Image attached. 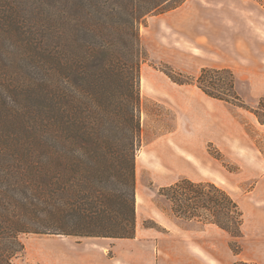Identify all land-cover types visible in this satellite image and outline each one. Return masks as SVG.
Listing matches in <instances>:
<instances>
[{
	"label": "trees",
	"instance_id": "1",
	"mask_svg": "<svg viewBox=\"0 0 264 264\" xmlns=\"http://www.w3.org/2000/svg\"><path fill=\"white\" fill-rule=\"evenodd\" d=\"M184 1L30 0L23 7L20 0H0L8 13L0 57L10 61L0 92V264H13L25 250V234L135 237L146 60L139 26ZM22 53L34 64L14 59ZM19 66L33 71L28 80L20 74L18 84ZM166 73L247 108L264 124V97L247 106L230 68L204 67L196 77ZM24 87L30 95L22 101ZM160 193L180 218L243 236L240 204L217 184L183 178Z\"/></svg>",
	"mask_w": 264,
	"mask_h": 264
},
{
	"label": "rangeland",
	"instance_id": "2",
	"mask_svg": "<svg viewBox=\"0 0 264 264\" xmlns=\"http://www.w3.org/2000/svg\"><path fill=\"white\" fill-rule=\"evenodd\" d=\"M26 1L30 0H20L23 7ZM7 14L0 5V34ZM139 33L146 60L140 76L142 145L135 159L136 231L151 228L161 235L166 249L157 248L152 239L160 257L154 264H193L187 254L195 264L242 260L264 264V198L256 191L264 158H245L256 152L244 148L252 144L248 134L259 145V134L249 120L251 111L208 97L196 84H178L166 73L196 77L204 67H228L236 78L239 72L256 76L259 51L264 49V0H185L175 9L148 15ZM3 45L5 39L0 41ZM18 57L34 64L25 53L14 59ZM8 63L0 57V92L7 83L3 66ZM19 68L13 72L18 84L20 74L28 75V80L33 71ZM245 83L241 95L247 106H255L261 97H247L250 89ZM19 94L22 101L30 95L25 87ZM183 178L210 181L227 190L243 211V236L236 238L216 225L177 216L160 189ZM151 238L144 235L143 240ZM22 240L25 250L13 264H49L54 255L58 264L60 247L67 251L70 241L78 244L89 238L31 233ZM50 250L57 251L51 256Z\"/></svg>",
	"mask_w": 264,
	"mask_h": 264
},
{
	"label": "crops",
	"instance_id": "3",
	"mask_svg": "<svg viewBox=\"0 0 264 264\" xmlns=\"http://www.w3.org/2000/svg\"><path fill=\"white\" fill-rule=\"evenodd\" d=\"M255 75L237 73V89L240 94L242 90L245 91L244 83L246 82L245 84L250 89L245 93L247 97H252V94L259 95V98L264 96V49L259 51V73ZM249 120L255 128L256 134H259V145L255 138L246 132L248 134L246 135L250 137L247 139H251L254 145L250 143L244 148L254 149L256 153L254 156H245V158H264V124L258 120L253 112L249 115ZM180 146L185 147V144L181 143ZM256 191H259V198H264V174L262 173L259 174ZM144 233L137 229L136 236L133 238L86 237L89 240L78 244H72L70 241L68 244L65 243L68 247L67 251L62 250L61 247L58 249L62 254L60 258L62 262L58 264H154L160 259L156 254L157 252H155V243L157 248H165V246L162 244L161 235L152 233L151 228H146V233ZM144 235H150L152 238L143 240ZM152 239H154V245ZM56 251L50 250L48 253L51 255L52 253L55 254ZM187 255L192 258L191 261L195 264L194 258L189 256V254ZM55 259L56 256L54 255V259L51 260L50 258L51 261L48 263L56 264Z\"/></svg>",
	"mask_w": 264,
	"mask_h": 264
}]
</instances>
